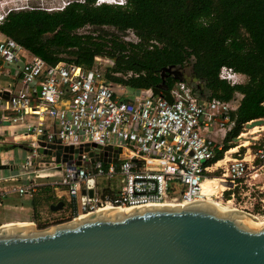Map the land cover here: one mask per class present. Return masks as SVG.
Wrapping results in <instances>:
<instances>
[{
    "label": "built area",
    "instance_id": "2783aa9c",
    "mask_svg": "<svg viewBox=\"0 0 264 264\" xmlns=\"http://www.w3.org/2000/svg\"><path fill=\"white\" fill-rule=\"evenodd\" d=\"M7 1L0 0V26L10 13L25 10H13ZM126 4V0L96 2V6ZM79 33L98 35L91 27ZM122 39L140 42L133 31ZM101 60L97 57L92 69L65 61L51 65L0 30L1 65L14 70L10 75L14 82L6 97H0V132L10 129L9 135L24 153L16 162L0 151V166L15 171L0 177V208L9 196L33 199L49 189L54 201L50 213L36 215L50 223L55 214L50 207L60 201L65 203L67 219L74 220L103 207L134 210L218 201L222 196L219 186H225L232 192L235 207L237 198L256 200L253 193L260 194L264 216V143L255 141L258 148L255 152L249 149L248 158L234 157L241 149L238 146L236 153L229 154V150L213 163L236 127L233 113L242 95L229 102L203 99L194 87L179 81L167 94L134 90L129 99V88L110 82L107 69L99 68ZM112 75L124 80L139 76L133 72ZM219 78L232 87L245 84L243 75L229 67L221 69ZM221 169L223 174L212 176L219 180L213 184V192L203 193L204 180L211 178L207 175Z\"/></svg>",
    "mask_w": 264,
    "mask_h": 264
},
{
    "label": "trees",
    "instance_id": "16d2710c",
    "mask_svg": "<svg viewBox=\"0 0 264 264\" xmlns=\"http://www.w3.org/2000/svg\"><path fill=\"white\" fill-rule=\"evenodd\" d=\"M96 2H74L59 12H12L0 30L51 65L65 61L92 69L97 57L111 59L108 80L132 90L167 94L184 81L197 83L194 91L203 99L229 102L242 95L233 113L236 127L213 163L236 148L246 124L264 119V0H126L123 7ZM87 27L98 35L79 33ZM128 31L138 44L123 41ZM223 67L249 81L231 87L219 78ZM129 72L139 76L112 75Z\"/></svg>",
    "mask_w": 264,
    "mask_h": 264
},
{
    "label": "water",
    "instance_id": "95a60500",
    "mask_svg": "<svg viewBox=\"0 0 264 264\" xmlns=\"http://www.w3.org/2000/svg\"><path fill=\"white\" fill-rule=\"evenodd\" d=\"M0 264H264V228L202 204L142 207L42 229H0Z\"/></svg>",
    "mask_w": 264,
    "mask_h": 264
},
{
    "label": "rangeland",
    "instance_id": "374dc122",
    "mask_svg": "<svg viewBox=\"0 0 264 264\" xmlns=\"http://www.w3.org/2000/svg\"><path fill=\"white\" fill-rule=\"evenodd\" d=\"M7 2L10 4V6L8 7L12 8L13 10L41 9L45 11L54 12V11L61 10L62 8L65 9L66 7H68L70 4L74 2L85 3V0H9ZM108 32H111V31H108ZM131 39L133 38H129V40ZM101 59L102 60L100 61L99 68L102 71H105L106 69L108 70V69L114 68L115 64L113 60L106 59V58H101ZM6 68L13 70L12 67H6ZM185 73H186L185 75L189 76L190 70H187ZM115 77L123 78V76H120V77L115 76ZM243 78L246 84L249 80L244 75H243ZM191 84L194 86L197 85V83H193V82ZM205 94L208 95V92L205 91ZM133 96H134V90L129 89L128 98L131 99L133 98ZM256 126L264 127V119L246 124L242 135L249 134L251 130ZM0 135H1L0 141H3L0 144V148L12 147L10 148V150L1 151L2 153H6V152L9 153V154L4 155V158L13 157V159H15L16 157L17 162H19L18 160L20 159L21 153H22V156L24 155V153L20 149V146L15 144V142L13 141V137H11L9 135V132L5 131V129L1 130ZM242 135H240L233 142L236 145V147L241 146V149L239 150V154L234 155V157L236 158H244V157L248 158V155H246V153L248 152L249 149H251L252 152H255L258 148V146H254V144L256 143L255 141H260L257 143H261V144L264 143V130L259 132L255 136H249L247 138L243 137ZM211 138L217 143H221L220 138H215L213 135H211ZM6 139H8V141H6ZM246 141L249 142V145L247 147H244L243 144ZM5 172H8V171L6 170L0 171V177L5 176ZM223 172L224 171L221 169L217 172V174H208L207 176L212 178V176L214 175L220 176L221 174H223ZM47 191L37 194V196H35L33 199L9 196L8 199L6 200L5 206L3 208H0V227H5V226L16 227V226H19L20 223L30 222V223H34V225L37 228L42 229L48 226H52L55 224L68 221L69 220L67 219L68 214L63 212V210L59 212H54L55 214L53 215V220L50 223L45 222L43 219H39V216L36 215L37 212H42L44 214L50 213L49 206L52 204L51 202L53 201V199H52V193L47 192ZM253 195L255 196L256 200L252 198L251 200L242 201L241 199L237 198L235 201V204L238 207L246 209L247 212H250L253 215L252 216L253 218L262 219L264 218V216L261 215L260 210H261V205H263V203L259 202L261 195L258 193H253ZM262 197H264V195H262ZM34 199L36 201V204H33ZM22 207L24 209H21Z\"/></svg>",
    "mask_w": 264,
    "mask_h": 264
},
{
    "label": "bare ground",
    "instance_id": "6f19581e",
    "mask_svg": "<svg viewBox=\"0 0 264 264\" xmlns=\"http://www.w3.org/2000/svg\"><path fill=\"white\" fill-rule=\"evenodd\" d=\"M264 127H259L256 126L254 127L251 132L249 134H243L242 136L247 138L249 136H255L257 135L259 132L263 131ZM257 139V138H255ZM244 147H247L249 145V142H245ZM237 152V148H233L231 151H229V154H233ZM219 182L218 179L215 178H206L203 182V193L205 194H210L213 192V184ZM219 188L221 189L222 192V196L221 198L216 201V200H212V201H199V202H194L196 204H202V205H207L210 206L212 208H215L217 210L229 213L231 215H234L236 217H238L239 219H241L243 222H245L246 224L256 227L257 229H261L264 228V218L262 219H256L253 218L251 215H247L245 212H242L241 210H239L238 208H236L234 206L232 197H231V191L225 187V186H219ZM229 194V197H228ZM232 206V207H231ZM114 211H123V213H128L130 210H119V209H114L112 207H103L100 210H98V212L94 213V214H90L88 216H92L95 214H105V213H111ZM88 216H84L82 218L88 217ZM20 226H24V227H33L35 226L33 223L30 224H26V225H19L16 227H20ZM7 228H11V227H1L0 229H7Z\"/></svg>",
    "mask_w": 264,
    "mask_h": 264
},
{
    "label": "crops",
    "instance_id": "0c3cea01",
    "mask_svg": "<svg viewBox=\"0 0 264 264\" xmlns=\"http://www.w3.org/2000/svg\"><path fill=\"white\" fill-rule=\"evenodd\" d=\"M0 66H1V69H0V97H6L7 95V89H8V86L10 85V83H13V78L10 76V75H13L14 74V70H10L6 67H2L1 65V61H0ZM242 75V74H241ZM222 81V80H221ZM232 87V86H231ZM195 88V87H194ZM4 90V91H3ZM154 93V92H153ZM236 97V96H235ZM240 98V96H238ZM207 99V98H206ZM263 120V119H262ZM5 131L9 132V134L11 133V130L10 129H7L5 128ZM244 146V145H243ZM22 156V153L20 155V159L18 161L21 160V157ZM15 161L17 162V159L15 157ZM8 172H5V176L3 177H9L13 174H15V171L13 170V168H9L8 170H6ZM61 202V201H60ZM52 204L54 203V201L51 202ZM59 203V202H58ZM58 203H55V204H58ZM53 212V211H52ZM28 225L30 224V222H24V223H20L19 225ZM5 227H10V226H5ZM1 228V227H0Z\"/></svg>",
    "mask_w": 264,
    "mask_h": 264
},
{
    "label": "flooded vegetation",
    "instance_id": "af4514ba",
    "mask_svg": "<svg viewBox=\"0 0 264 264\" xmlns=\"http://www.w3.org/2000/svg\"><path fill=\"white\" fill-rule=\"evenodd\" d=\"M64 209V208H63Z\"/></svg>",
    "mask_w": 264,
    "mask_h": 264
}]
</instances>
